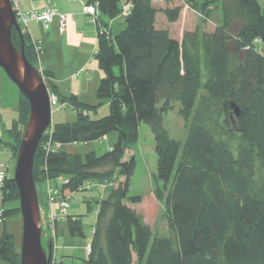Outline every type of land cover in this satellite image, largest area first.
Wrapping results in <instances>:
<instances>
[{
	"label": "trees",
	"instance_id": "16d2710c",
	"mask_svg": "<svg viewBox=\"0 0 264 264\" xmlns=\"http://www.w3.org/2000/svg\"><path fill=\"white\" fill-rule=\"evenodd\" d=\"M188 2L203 23L214 21L215 30L188 31L179 41L158 28L157 16L163 13L177 23L182 7L159 11L153 0H90L102 17L124 18L113 39L99 34L96 59L104 77L97 105L74 94L62 96L52 74L44 71L48 89L77 113L73 123L51 124L53 142L89 144L119 135L101 156L63 149L46 154L41 144L36 152V185L65 177L64 190L74 194L88 181L123 178L99 202L92 253L81 264H264V10L259 0ZM125 3L132 4L128 14ZM22 36L24 41L13 29V44L18 50L23 46L28 61L40 69L32 38L26 32ZM19 93L18 118L6 130V141L0 137V148L11 149L15 159L30 116L29 101ZM104 102H109L107 117L93 120L85 112L96 113ZM176 103L187 125L183 143L164 127ZM141 123L156 141L157 179L164 184L156 195L169 212L166 236L153 234L128 205L142 202L130 196L135 156L125 159L139 141ZM13 177L3 189L2 225L21 215ZM67 224L72 237L86 238L81 217L69 216ZM0 260L21 264L6 228Z\"/></svg>",
	"mask_w": 264,
	"mask_h": 264
},
{
	"label": "rangeland",
	"instance_id": "374dc122",
	"mask_svg": "<svg viewBox=\"0 0 264 264\" xmlns=\"http://www.w3.org/2000/svg\"><path fill=\"white\" fill-rule=\"evenodd\" d=\"M259 2L264 10V0H259ZM188 4V0H180L178 3L172 5L173 7H182L183 9L179 21L175 24H169L168 22H166L162 14L158 16L159 25L168 27L172 33V36L176 39H179L180 41L183 38L184 34L188 31H195L198 28H201V30L206 32H213V30H215V27L213 26L214 21H211L210 23H203L200 20V15L196 13L191 7H189ZM154 5L162 9L166 7V3L164 0H154ZM217 15H219V13H217ZM101 22V27L104 32L103 34H100V27L97 26L99 31L98 34H100L101 36H107L108 39H113L114 36L123 29L118 27L117 24H115L114 28H112L105 25L102 20ZM100 71L103 74V71L101 69ZM97 88L96 91H94L93 89H88L87 94L84 95L87 99L94 100V105H97L99 102L97 98ZM93 91L95 92L94 96ZM19 98L20 93L18 88L0 67V137L5 141L7 139L6 130L9 129L13 121L18 118ZM106 105L107 103L104 102L96 113L90 112L88 110H86L85 112L89 113L90 118L93 120L101 119L107 117L109 114V108H104ZM76 120L77 113L70 105L68 106V108H64V106L60 104L59 106L52 109V124L62 122H75ZM164 127L168 130L171 138L182 143L184 142L187 136V125L185 120L180 116L179 103H176L172 111H170L165 116ZM42 140L45 142L44 136ZM1 148L0 162L8 164L10 166L9 176H14L17 158H14L11 149L4 150V146H2ZM236 149L237 147H234L233 149L235 154ZM66 151L70 153L81 154L82 156L86 155L87 152L95 151L97 155L101 156L108 152V141L98 140L87 145L69 144ZM133 156H135L137 165L135 173L130 181V196H140L142 198V202L139 205H132L130 203H128V205L136 211L138 216L142 219L145 225H147L151 229L153 234L158 233L163 236L169 235V212L166 210L165 200L160 201L156 195V191L158 188L164 189V184L157 179L158 159L156 154V141L150 127L145 123H141L138 143L132 151H128L126 153L125 159L127 161H130ZM122 180L123 178L121 176L116 175L113 179H111V181L109 180L111 186H107L108 189L113 190ZM103 183L104 182H102L101 184ZM38 184V187L40 188L42 187V184H45L46 187V182H40ZM95 186L97 185L95 184ZM94 188V186L93 188L91 187V189L87 190H83L84 188H81L79 192H76L71 202L73 203V207L77 206L76 208L78 209L73 210L71 209V207L69 210L72 215L83 216V227L86 234L85 239L91 237L93 226L97 217V204L93 202V197L94 195H96V192H93L96 191V189ZM89 202L91 203L90 205L92 206V209L89 208ZM40 208L41 215L42 217H44V206L42 205ZM43 219L45 220V218H42V228L44 234L43 244L46 247L48 242L52 240L54 245L53 252H55L57 261H61L63 256H65L68 251L63 246L64 238L62 237L58 239L57 243L60 248L55 251L58 223L52 224V226L48 228L47 226H45V224H43ZM66 225L68 228L67 222ZM22 227L23 222L21 215L7 218L6 224L0 225V236L3 234L4 229L6 228L7 232L14 237V244L19 253L21 252ZM85 239L75 238L78 243L82 242L83 248H85L88 243H85ZM84 251L82 249H79L77 251L79 254L78 258H83ZM53 262H55L54 256ZM0 264L7 263L0 260Z\"/></svg>",
	"mask_w": 264,
	"mask_h": 264
},
{
	"label": "crops",
	"instance_id": "0c3cea01",
	"mask_svg": "<svg viewBox=\"0 0 264 264\" xmlns=\"http://www.w3.org/2000/svg\"><path fill=\"white\" fill-rule=\"evenodd\" d=\"M89 2L90 0H21V10L23 12L37 11V10H42L46 6L52 5L53 7H55V9L58 12L67 16V27L64 34H60L59 23L58 21H56L53 23L50 29L46 31L43 29L41 24L37 22L30 23L28 27L29 35L31 38L40 40L42 42L43 53L38 57V64L52 74L51 79L53 83L57 85L59 93H61L62 96H67V97L71 96L72 94L77 95L80 98V100H82L84 103L89 105H94L93 102L94 100H89L84 95L87 94L88 89H93L94 91H96V88L100 83V80L104 77V73L102 74L100 69H98L99 63L98 60L96 59V56L94 55L95 51L98 50V39H99L98 27L92 24L90 17H88L82 12L83 4ZM153 4H154V0H153ZM172 5L173 4L166 3V7L163 9L158 8L155 5L154 6L159 11H162L168 7L173 8ZM160 14H162L163 17L165 18V15L163 13H159L158 16ZM158 16H157L158 28L167 29L170 31L168 27L166 26L163 27L162 25L161 27L159 25ZM165 20L166 22H168L166 18ZM102 21L105 25L114 28L115 24L117 25L121 24L122 21H124V18L123 16H121L117 19L110 20L106 17H102ZM118 27L122 28L123 26L120 25ZM94 91H93V96L95 94ZM106 103L107 105L104 108L106 107L109 108V102ZM62 123H73V122H62ZM118 138L119 135L117 133H112L104 137L101 141H108V151H110L117 143ZM73 145H79V144H73ZM67 147L68 145L63 146L62 149L66 151ZM1 149L2 148H0V150ZM70 154H77V153H70ZM109 180L111 181V179ZM109 180L99 181V184H101L102 182L104 183L109 182ZM38 185L39 184H37V190L39 194L40 207L42 205L44 206V210H45L44 216H46L47 214L46 194H45L46 187L45 184H42L41 188L38 187ZM94 189H96V191H93L96 192V195H94L93 197V202L97 204L96 215L98 217L99 206H100L99 202L104 198H106L108 194L111 192V190H109L108 188L107 190L106 189L103 190L99 186H96ZM74 195L75 193L71 195V201L74 198ZM90 204L91 203L89 202V208L92 209V206ZM71 207H72L71 209L73 210L78 209L76 208L77 206L73 207L72 202H71ZM54 210L56 213L59 212L58 207H55ZM69 216H74L76 218L81 217L83 223V216L72 215L70 211H69ZM97 217L95 224L93 226V231L97 223ZM66 222L67 221L58 223L55 251L60 248L57 243H58V239L62 237L64 238L63 246L65 249H67L68 252L67 254H65V256H63L61 261H57L54 252V257H55L54 263L81 264L83 260L87 259L85 256L83 244L82 242L78 243L75 240V238L70 235ZM93 231L91 237L85 239V243L92 241L94 236ZM79 249H82L84 251L83 258H78L79 254L77 251Z\"/></svg>",
	"mask_w": 264,
	"mask_h": 264
},
{
	"label": "water",
	"instance_id": "95a60500",
	"mask_svg": "<svg viewBox=\"0 0 264 264\" xmlns=\"http://www.w3.org/2000/svg\"><path fill=\"white\" fill-rule=\"evenodd\" d=\"M13 29L24 41L11 1L0 0V67L30 104V116L17 150L13 177L23 222L20 259L21 264H52L54 245L52 240L46 247L43 244L42 215L34 179L36 152L52 124L49 89L38 68L28 61L23 46L18 50L13 44ZM235 114L240 115L236 106Z\"/></svg>",
	"mask_w": 264,
	"mask_h": 264
},
{
	"label": "built area",
	"instance_id": "2783aa9c",
	"mask_svg": "<svg viewBox=\"0 0 264 264\" xmlns=\"http://www.w3.org/2000/svg\"><path fill=\"white\" fill-rule=\"evenodd\" d=\"M13 11L15 13L17 22L20 26L22 33H29V25L32 22H37L41 24L43 29L46 31L50 29L54 22L58 21L59 23V31L60 34H64L67 27V16L58 12L55 7L52 5L46 6L42 10L23 12L21 10V0H10ZM132 8L131 3H125L123 7V13L128 14L130 9ZM82 12L90 17L91 23L95 26L100 27V34H103L102 30V14L99 10V6L97 4H83ZM33 44L35 46V50L37 52V56L39 57L43 53L42 42L40 40L33 39ZM95 56L98 55V50L94 53ZM39 71L42 76L43 81L45 82V69L39 65ZM50 96V104L51 107H57L60 104L64 106V108H68L69 104L60 101L58 96L52 92L49 94ZM53 127L51 126L46 133L44 134V141L40 144L44 148L46 154H55L62 149V145L60 143L53 142ZM10 170V166L6 163L0 162V201L3 199V189L6 186V180L8 178V173ZM69 183V179L65 177H58L55 180H47L46 181V208L47 214L42 217L43 224L50 228L52 224H56L59 222H65L69 217V210L71 208V195L72 193L69 191H65L64 187ZM95 184L101 187L103 190L111 186L110 182H105L103 184H99L98 181H88L83 190L91 189L96 187ZM113 184V183H112ZM108 186V187H107ZM55 207H58L59 212H55ZM4 212L3 207H0V225L4 222ZM95 232V230L93 231ZM85 250V256L89 257L92 253V245L91 241L87 243Z\"/></svg>",
	"mask_w": 264,
	"mask_h": 264
},
{
	"label": "bare ground",
	"instance_id": "6f19581e",
	"mask_svg": "<svg viewBox=\"0 0 264 264\" xmlns=\"http://www.w3.org/2000/svg\"><path fill=\"white\" fill-rule=\"evenodd\" d=\"M38 71H39V69H38ZM39 73H40V71H39ZM40 75H41V74H40ZM45 84H46V83H45ZM46 85H47V84H46ZM50 92H51V91L49 90V94H50ZM52 109H53V108L51 107V110H52Z\"/></svg>",
	"mask_w": 264,
	"mask_h": 264
},
{
	"label": "clouds",
	"instance_id": "9594fccd",
	"mask_svg": "<svg viewBox=\"0 0 264 264\" xmlns=\"http://www.w3.org/2000/svg\"><path fill=\"white\" fill-rule=\"evenodd\" d=\"M53 255H54V252H53Z\"/></svg>",
	"mask_w": 264,
	"mask_h": 264
}]
</instances>
